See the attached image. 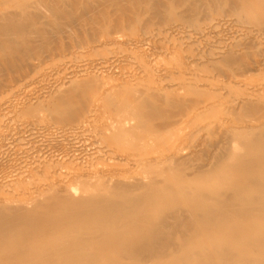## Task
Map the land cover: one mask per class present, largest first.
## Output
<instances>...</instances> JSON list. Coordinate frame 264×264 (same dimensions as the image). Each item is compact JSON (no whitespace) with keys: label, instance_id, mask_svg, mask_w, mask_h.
<instances>
[{"label":"rangeland","instance_id":"obj_1","mask_svg":"<svg viewBox=\"0 0 264 264\" xmlns=\"http://www.w3.org/2000/svg\"><path fill=\"white\" fill-rule=\"evenodd\" d=\"M18 13L30 16L24 30L0 37L20 40L0 45V183L7 178L0 195L41 205L51 182L81 189L78 178L101 179L80 193L108 197L109 182L151 183L154 201L144 214L165 215L163 247L145 260L116 252L92 264H154L177 260L186 247L207 254L228 243L255 246L264 220L186 230L172 217L191 214L194 202L257 195L249 160L263 150L241 158L237 146L248 148L247 138L264 127V0H0V16ZM48 130L60 134L49 144ZM68 149L80 155L69 169L47 158Z\"/></svg>","mask_w":264,"mask_h":264},{"label":"bare ground","instance_id":"obj_2","mask_svg":"<svg viewBox=\"0 0 264 264\" xmlns=\"http://www.w3.org/2000/svg\"><path fill=\"white\" fill-rule=\"evenodd\" d=\"M24 11L26 10L22 9V12ZM52 12L53 14H58V11ZM22 16H24L22 13L1 15L0 37L23 31L24 27L30 21V16L21 18ZM18 42L16 38L6 37L3 41L0 38V45L3 46ZM19 52L20 51L17 50L18 54ZM112 84L114 85V83ZM128 88L129 87H124L122 91L126 93L131 92V94H133L134 91H130ZM83 91L84 90H81L80 93L82 94ZM81 94H79V96ZM70 98H72V96ZM134 98L137 102V98ZM134 98L132 100H134ZM137 105L141 108L144 106V103L138 102ZM69 112L71 113V111ZM70 115L73 116V113ZM10 116L12 115H9V117ZM2 119L0 121H2ZM262 129L260 134H254L247 138L249 144H251L248 148L245 145L237 146V155L238 157L241 156V158L248 157L246 153L251 151L255 152L257 149L263 150V155L261 157L259 156V158H251L249 160L255 159V166L253 167L255 175L252 177L251 182L255 185L257 195L246 200H241L238 196L239 194H234L230 197L222 196L215 200L217 205L213 203L211 205L202 206L194 202L191 204L192 213L188 216L181 217L174 213L172 217L174 220V228L185 227L186 230H193L198 227L202 229L203 227L204 229H208L211 225L225 224L230 221L235 223L239 217H245L250 222L264 220V127ZM19 130L21 131L22 129ZM58 131L60 132V130ZM43 132L46 136V132ZM47 132L48 138H56L52 136L56 134L54 130H48ZM38 134L39 133H37V135ZM34 136H36V134ZM38 137H40V135ZM261 137L262 140L255 143V140ZM243 138L245 137L243 136ZM51 139L48 141V144L49 142L53 143L55 141L54 139L51 141ZM71 153L72 152L69 154V149L62 153L51 152L47 155V158L49 157V159L54 161L59 159L66 160L67 164L65 165L64 161L62 164L65 165L63 167L69 169L70 163L80 159V155L78 156L79 153ZM39 159L38 161H42ZM57 162L59 164V161ZM44 164L50 165L51 163ZM31 165H33V163ZM59 170L61 169L59 168ZM16 171L17 170H15V172ZM15 172H12L13 176L17 173ZM64 172H66V170ZM7 174H10L11 179H13L11 173L8 172ZM7 174L5 175L9 176ZM2 180L0 188H3L1 186L4 185ZM8 180V182H10V179ZM77 180L83 184L81 189H72L74 186L71 188L69 182L62 185L60 184V187L57 185L59 189L55 187V182L52 184L51 180L49 181L51 185H41L40 188L42 186L45 187V189L44 187L42 188L43 190L52 191L51 195L48 196L47 200L41 205H31L30 202L33 200L32 197L20 199L24 196L23 194V196L21 195V197H19L20 200H15L11 195L8 196L9 194L7 193V195L5 191L4 194L6 195H0V264H92L97 258L102 257L103 254H115L116 252H119L118 254L128 253L138 258L136 261H139L147 259L150 255H156L157 251L163 247V237H169L170 235V230H165V215L149 219L144 214L149 204L154 201L156 189L151 186V183L147 186L138 184V186L135 187L127 183L123 185L124 183L112 184L109 182L108 187L113 190L114 194L112 197H108L103 191L89 196L80 193L90 190L91 184H96V186L100 185L101 179H87L86 177H82ZM141 187L144 188V193H137L136 190ZM10 191L12 192V190ZM30 193H28L29 196ZM165 200H168L167 205H165L166 207L172 208L175 206L171 203L169 198L166 197L163 201ZM223 204L226 207H224ZM146 221H148L149 225L147 227H141L140 224ZM230 228L232 230L237 228V232L240 234L244 231L233 224ZM214 229H217L215 231H221L219 230L220 228ZM57 234L62 236V241L56 237ZM171 235L173 236V234ZM253 245L255 246L248 248V250L239 251L234 249L232 244L228 243L222 246H213L212 250H209L207 254L203 252L199 253L197 250L186 247L182 250L177 260L164 262L158 259L154 261V264H264V234L257 238Z\"/></svg>","mask_w":264,"mask_h":264}]
</instances>
